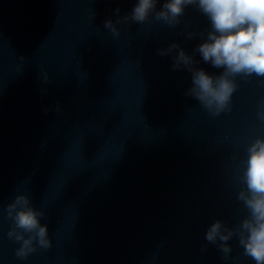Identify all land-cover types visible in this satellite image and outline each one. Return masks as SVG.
Listing matches in <instances>:
<instances>
[{
	"label": "water",
	"instance_id": "obj_1",
	"mask_svg": "<svg viewBox=\"0 0 264 264\" xmlns=\"http://www.w3.org/2000/svg\"><path fill=\"white\" fill-rule=\"evenodd\" d=\"M134 3L0 0V264H255L235 238L225 259L205 233L248 214L237 193L246 148L264 137V78L237 77L231 111L212 116L186 95L191 73L156 53H192L201 40L186 33L206 17L189 7L176 27L104 28ZM19 194L46 212L52 242L27 259L7 236Z\"/></svg>",
	"mask_w": 264,
	"mask_h": 264
},
{
	"label": "clouds",
	"instance_id": "obj_2",
	"mask_svg": "<svg viewBox=\"0 0 264 264\" xmlns=\"http://www.w3.org/2000/svg\"><path fill=\"white\" fill-rule=\"evenodd\" d=\"M189 7L195 8L208 21L207 28L198 33H186V39L198 35L201 42L192 53L175 42L158 48L156 53L161 57L171 55L174 71L191 73V86L186 95L197 100L212 116H219L231 111L232 97L238 88L237 77L264 78V0H163L162 3L160 0H135L130 12L123 16L116 8L115 21L106 20L104 28L119 36L117 25L143 24L150 17L176 27ZM196 54L204 63L223 71L215 75L197 67ZM43 82H49V78L45 76ZM56 111H60L59 103ZM257 118L264 123V100L257 105ZM246 152L240 177L243 187L237 193V200L248 214L234 227L215 220L207 228L205 240L228 259L233 250L229 242L235 238L244 256L255 264H264V137L255 138ZM5 211L12 222L7 236L19 244L15 250L18 258L27 259L37 248L52 246L48 227L41 223L46 212L34 207L27 195H16Z\"/></svg>",
	"mask_w": 264,
	"mask_h": 264
}]
</instances>
